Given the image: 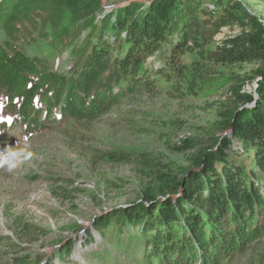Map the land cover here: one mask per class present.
Returning <instances> with one entry per match:
<instances>
[{
	"label": "trees",
	"instance_id": "trees-1",
	"mask_svg": "<svg viewBox=\"0 0 264 264\" xmlns=\"http://www.w3.org/2000/svg\"><path fill=\"white\" fill-rule=\"evenodd\" d=\"M203 1H128L106 10L103 0H0V88L20 91L14 110L26 133L54 122H95L126 100L157 95L164 84L172 97L197 96L212 86L215 66H255L250 75L233 77L227 92L236 105L223 104L228 109L218 115L230 138L189 137L170 145L186 154L189 168L175 169L148 153L98 156L134 164L158 186L159 194L147 189L141 200L94 220L101 237L112 225L118 233L135 232L139 264H231L244 256L264 264V20L240 0H215L210 32V21H199L201 10L210 12ZM223 27L237 30L213 39ZM254 82L255 93L245 90ZM54 110L59 119H50ZM182 123L171 125L179 132ZM10 127L4 122L0 131ZM16 224L30 241L45 234ZM71 252L70 242L54 255L76 264ZM42 262L24 253L10 264Z\"/></svg>",
	"mask_w": 264,
	"mask_h": 264
},
{
	"label": "rangeland",
	"instance_id": "rangeland-1",
	"mask_svg": "<svg viewBox=\"0 0 264 264\" xmlns=\"http://www.w3.org/2000/svg\"><path fill=\"white\" fill-rule=\"evenodd\" d=\"M128 1L145 0H103V6L110 10ZM240 1L264 20V0ZM214 2L204 0L202 5L209 10L208 5L214 6ZM209 11L213 13L201 10L199 21H210L207 29L211 32L219 10ZM236 30L223 27L213 39L220 40ZM253 69V65L215 66L212 86L197 96L172 97L165 93L171 89L164 84L157 95L126 100L95 122H73L71 126L54 122L39 129L34 126L27 133L14 110L20 91L0 88V124L11 125L4 133L0 131V148L13 146L32 153L12 172L0 167V264H10L14 256L24 253L40 255L42 264H66L54 253L70 242V259L76 264H139L141 247L134 241L135 232L127 229L118 233L112 225L101 237L93 229L94 220L111 209L141 200L147 189L159 194L158 186L152 178L141 175L134 164H112L98 156L105 151L148 153L172 163L175 169L189 168L186 154L173 153L170 145L189 137L230 138L231 130L219 129L218 115L236 105L227 92L234 85L233 77L250 75ZM255 86L256 82L246 85L245 90L255 93ZM40 116L48 118L46 113ZM59 117L54 110L50 119ZM176 120L184 121L179 132L171 125ZM18 220L41 228L45 234L30 241L16 224ZM251 263L258 264L255 256L231 262Z\"/></svg>",
	"mask_w": 264,
	"mask_h": 264
},
{
	"label": "clouds",
	"instance_id": "clouds-1",
	"mask_svg": "<svg viewBox=\"0 0 264 264\" xmlns=\"http://www.w3.org/2000/svg\"><path fill=\"white\" fill-rule=\"evenodd\" d=\"M31 156L32 153L25 148L5 146L0 148V167H6L9 172H12Z\"/></svg>",
	"mask_w": 264,
	"mask_h": 264
},
{
	"label": "built area",
	"instance_id": "built-area-1",
	"mask_svg": "<svg viewBox=\"0 0 264 264\" xmlns=\"http://www.w3.org/2000/svg\"><path fill=\"white\" fill-rule=\"evenodd\" d=\"M208 8H209V10H214L215 9L214 6H212V5H208Z\"/></svg>",
	"mask_w": 264,
	"mask_h": 264
}]
</instances>
